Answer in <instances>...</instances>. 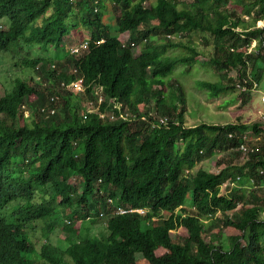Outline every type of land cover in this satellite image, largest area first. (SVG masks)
<instances>
[{
  "label": "trees",
  "instance_id": "16d2710c",
  "mask_svg": "<svg viewBox=\"0 0 264 264\" xmlns=\"http://www.w3.org/2000/svg\"><path fill=\"white\" fill-rule=\"evenodd\" d=\"M96 1L0 0V54L21 43L53 52L19 58L34 75L0 97V264H264V120L190 126L186 85L167 80L208 54L219 78L198 88L211 98L241 89L248 105L264 79V0H108L121 10L115 28ZM86 32L88 53L63 54ZM78 80L83 93L62 87ZM98 87L102 111L115 100L134 120L84 117ZM212 159L219 173L196 171ZM60 209L66 248L37 249L34 224ZM98 225L106 236L89 233Z\"/></svg>",
  "mask_w": 264,
  "mask_h": 264
},
{
  "label": "rangeland",
  "instance_id": "374dc122",
  "mask_svg": "<svg viewBox=\"0 0 264 264\" xmlns=\"http://www.w3.org/2000/svg\"><path fill=\"white\" fill-rule=\"evenodd\" d=\"M185 3L191 4L193 0H182ZM106 6V17L104 19L105 24L111 28H115L116 18L120 15L121 10L119 8L111 5L108 0H104ZM158 0H150V3L153 6H156ZM148 6V5H147ZM43 22L39 21V24ZM7 26L6 21H0V28H5ZM116 29H114L115 32ZM85 37L91 38L90 34L86 32ZM121 43L125 44L129 36L122 35L120 36ZM186 37V36H185ZM76 42L72 38H66L63 41L64 53L69 51V47L74 45ZM256 47V45H255ZM201 51H207V47L203 44L200 45ZM140 49H134L133 53L135 56L140 54ZM51 53H41L38 49H30L24 43H21L19 47H14L8 54H0V97L5 96L13 91L15 86V81L17 79H22L26 82H29L31 77L34 75L32 70L22 68L19 64V58L24 57H48L51 56ZM173 53H181L180 50H176ZM209 59L208 54H202L200 56V62L195 67L182 66L175 70V73L171 75L167 80H172V84L179 79L186 85L187 95L189 100V113H188V125L195 126L201 125L204 123L210 125H220L228 123H238L243 120L246 124H253L257 120L261 119L264 115V103L262 101L264 95V79L259 85V89L253 92L251 102L244 106L243 99L241 95V89H238L235 93H230L227 96L221 98H211L208 92L203 91L198 88V80H205L215 82L219 77L214 74L213 71L208 70L204 67V63ZM174 83V84H175ZM177 86V84H176ZM178 88H176L177 91ZM83 114V111H79ZM26 116H30V109L27 110ZM254 138L253 135L250 136V139ZM182 146H180L181 148ZM217 157L232 158V155L226 153H220ZM211 161H203L199 164L198 170L203 168H210L214 173H219L222 168L212 167ZM237 164H243L242 160H236ZM72 186L79 188L81 190L82 180L79 177H75L71 180ZM225 194L227 190L223 191ZM188 201V205L192 204L191 200ZM189 208V207H188ZM218 216H221L219 214ZM67 223L65 213L63 210H58L56 214L48 218L44 222H39L34 224V229L32 233L33 242L36 244L37 249H41L43 245H51L57 249L64 250L67 246L66 237L67 235L61 231V226ZM89 233L92 236L103 237L107 235L106 228L103 225H98L95 228L89 229ZM179 233H183L182 231ZM166 254L164 250H160L157 255L163 256ZM147 264V263H141Z\"/></svg>",
  "mask_w": 264,
  "mask_h": 264
},
{
  "label": "built area",
  "instance_id": "2783aa9c",
  "mask_svg": "<svg viewBox=\"0 0 264 264\" xmlns=\"http://www.w3.org/2000/svg\"><path fill=\"white\" fill-rule=\"evenodd\" d=\"M101 1L104 0H97L96 1V5H98ZM260 27H264V23L260 24ZM74 40V42H76L74 45H71L69 47V53L71 56H82L85 53H88V48H89V44L91 39L85 37V39L83 41H77L75 38L70 37ZM73 71V70H72ZM76 72V70H74ZM62 87H66L67 89H69L70 91H72L75 94H79V93H83L85 91V86L82 83V81L78 80V81H73L68 85H65L64 83H62ZM256 90L259 89V85L256 84ZM96 92H94V98H97V102H95L94 100L88 101L87 103L84 104L86 111L83 113V116L86 117L87 114H97L100 116L101 120L103 121H108V122H115L116 120L120 119L122 121H133L134 117L133 115L127 113L126 109H124V107L115 102V100H111V103L113 104V109H105L104 111H102L101 107L103 105V103L106 101V98L103 97L102 95H100V92L103 91L102 87H98L95 90ZM58 99V97L56 98ZM54 100V99H53ZM262 101L264 103V95L262 98ZM111 106V104H109ZM126 110V111H124ZM115 111L119 112V115H117V113ZM42 112H46L45 109H42ZM51 115L55 114V109H52L50 111ZM262 119L264 120V115L262 116ZM156 126L154 127L153 130H155ZM251 136V135H250ZM241 149L245 152H249L251 151L253 148L249 147L246 144H243L241 146ZM228 186H224L223 187V191L227 190ZM148 213L147 210H125V209H120L118 211V215L124 216V215H128V214H140V215H146Z\"/></svg>",
  "mask_w": 264,
  "mask_h": 264
}]
</instances>
